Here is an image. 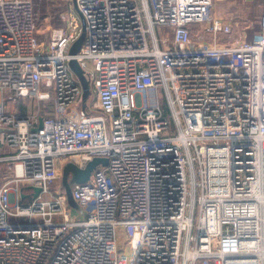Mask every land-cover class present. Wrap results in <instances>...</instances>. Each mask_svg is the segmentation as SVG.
<instances>
[{
    "label": "built area",
    "instance_id": "built-area-1",
    "mask_svg": "<svg viewBox=\"0 0 264 264\" xmlns=\"http://www.w3.org/2000/svg\"><path fill=\"white\" fill-rule=\"evenodd\" d=\"M75 5L42 31L36 0H0V264H264V14L252 32L239 0ZM29 96L41 126L4 107ZM97 157L75 209L63 166Z\"/></svg>",
    "mask_w": 264,
    "mask_h": 264
},
{
    "label": "rangeland",
    "instance_id": "rangeland-1",
    "mask_svg": "<svg viewBox=\"0 0 264 264\" xmlns=\"http://www.w3.org/2000/svg\"><path fill=\"white\" fill-rule=\"evenodd\" d=\"M36 6L38 9L39 26L42 29V31L44 30V28L46 26H49V25H51V26H56V25L66 26L67 23L65 21L64 22H62V20L58 21L57 15H55V17L52 18V15L54 13L58 14L61 10H68V11L72 12V14L74 16H76L78 21L82 22L81 16H80V14L76 8L75 2L73 0H68V2H65L64 0H56L55 2L51 1V0H36ZM249 8L250 7L248 4L245 7H243L242 12L247 14L249 12L248 11ZM249 10L251 11L252 19L255 21L253 24L254 26L252 27V32L253 31L257 32L259 30V25L256 23V20H258V19L255 15L252 14L253 13L252 10L251 9H249ZM74 63L75 62H73V60L70 61V67L73 71V74L77 77V75L74 71V68H75ZM89 99H88V101H92L94 99V96H91V98H89ZM18 101L20 102V109L25 110V108H28V109H31L33 111V110L39 108V105H38L39 101H38V98L36 96H29L27 98L20 97V98H18ZM44 103H46V102H44ZM48 105H49V103H48ZM57 161H59L58 164H60V160L57 159ZM62 176H63V171H62ZM60 181L62 183H64L63 177H62V180L60 179ZM74 183H75V180L73 179L72 175L69 174L67 177V183L65 185V191L69 197L71 205L76 209L78 207V204H77V202L73 196ZM52 189L54 190L55 188H52ZM30 200H31V197H26V198H23L21 201H23L24 203H27Z\"/></svg>",
    "mask_w": 264,
    "mask_h": 264
},
{
    "label": "water",
    "instance_id": "water-1",
    "mask_svg": "<svg viewBox=\"0 0 264 264\" xmlns=\"http://www.w3.org/2000/svg\"><path fill=\"white\" fill-rule=\"evenodd\" d=\"M74 2H75V0H74ZM84 38H85V30L83 28V32L81 33L79 38L71 46V49H70L71 53H76L80 49ZM72 60H73V62H75L74 63L75 64L74 71H75V73H76V75H77V77H78V79H79V81L83 87L82 102H83V108H85L87 105L88 99L91 95L89 81L85 78V76L83 74V69L81 68L80 64L75 59H72ZM41 124H42V118L40 120L39 126H41ZM99 163L107 164L108 160L106 158L97 157V158L91 160L86 165V167H84V168L77 166L73 162H68L63 167V170H62L63 171V181H64L63 184L66 185L67 177L69 174L72 175L75 182H84V181L89 180L93 169ZM40 191H41V188L36 187L34 196H37Z\"/></svg>",
    "mask_w": 264,
    "mask_h": 264
},
{
    "label": "crops",
    "instance_id": "crops-1",
    "mask_svg": "<svg viewBox=\"0 0 264 264\" xmlns=\"http://www.w3.org/2000/svg\"><path fill=\"white\" fill-rule=\"evenodd\" d=\"M239 3L241 4L242 8L249 4V7H250L249 9L252 10V12H253L252 14L255 15L257 17V19H259L261 17V15L264 14V0H239ZM37 14H38V9H37ZM59 20H61V19L59 18ZM256 21H258V20H256ZM56 26H60V25H56ZM18 98H20V97H18ZM18 98H16L13 101L5 99L3 102L5 109L7 111H9L10 113H13V114H28L32 118H34V121H35L34 124L39 125L40 120L42 118V110L44 109L45 103L44 102H38V105H39L38 109H35L32 111L31 109L25 108V110H26L25 111L23 109H20V102L18 101ZM89 98H91V97H89ZM48 103H49V105L52 104V102H48ZM79 103H81V105L83 104V102H79ZM92 103L93 102H87L88 105H91ZM12 153L13 152L9 148H5L4 150H2V152H0V157L1 156H7V155H10ZM12 170H13L12 160H0V182H3L4 174L11 172ZM24 191H26V190L24 189Z\"/></svg>",
    "mask_w": 264,
    "mask_h": 264
},
{
    "label": "trees",
    "instance_id": "trees-1",
    "mask_svg": "<svg viewBox=\"0 0 264 264\" xmlns=\"http://www.w3.org/2000/svg\"><path fill=\"white\" fill-rule=\"evenodd\" d=\"M60 10H61V9H60ZM55 12H56V11H55ZM55 15H57V19H58V21H59V13H58V14L54 13V14L52 15V18L55 17Z\"/></svg>",
    "mask_w": 264,
    "mask_h": 264
}]
</instances>
